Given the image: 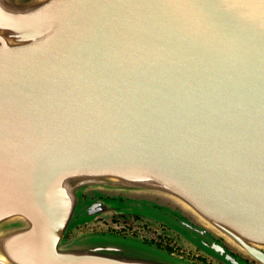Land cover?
Wrapping results in <instances>:
<instances>
[{"label": "water", "instance_id": "1", "mask_svg": "<svg viewBox=\"0 0 264 264\" xmlns=\"http://www.w3.org/2000/svg\"><path fill=\"white\" fill-rule=\"evenodd\" d=\"M154 206L264 264V0H0V264H192L76 228Z\"/></svg>", "mask_w": 264, "mask_h": 264}, {"label": "flooded vegetation", "instance_id": "2", "mask_svg": "<svg viewBox=\"0 0 264 264\" xmlns=\"http://www.w3.org/2000/svg\"><path fill=\"white\" fill-rule=\"evenodd\" d=\"M106 199L116 200L109 196ZM124 201L123 198H120V202ZM159 210V207L154 206L148 210L144 207L141 210L113 209L107 213L103 211L100 216L91 218L89 223L78 224L76 228L98 234L131 237L192 264H228L218 257L208 255L199 243L185 237L187 228L181 224H184L183 221H187L189 218L174 212L170 214L169 218L162 217L158 214ZM70 234L72 231L68 233L67 238ZM213 240L220 243L225 250L231 251L224 238L213 237ZM232 255L237 257L238 253L232 252ZM251 263L255 264L254 261Z\"/></svg>", "mask_w": 264, "mask_h": 264}, {"label": "rangeland", "instance_id": "3", "mask_svg": "<svg viewBox=\"0 0 264 264\" xmlns=\"http://www.w3.org/2000/svg\"><path fill=\"white\" fill-rule=\"evenodd\" d=\"M185 237L188 239V240H191V241H195L194 239V235L192 234V232L190 230H185ZM225 240V239H224ZM212 256V255H211Z\"/></svg>", "mask_w": 264, "mask_h": 264}]
</instances>
